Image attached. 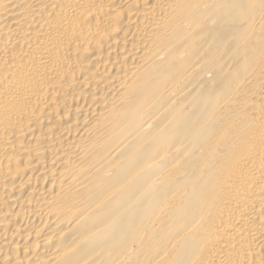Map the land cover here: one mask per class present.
<instances>
[{
	"label": "bare ground",
	"instance_id": "bare-ground-1",
	"mask_svg": "<svg viewBox=\"0 0 264 264\" xmlns=\"http://www.w3.org/2000/svg\"><path fill=\"white\" fill-rule=\"evenodd\" d=\"M0 264H264V0H0Z\"/></svg>",
	"mask_w": 264,
	"mask_h": 264
}]
</instances>
